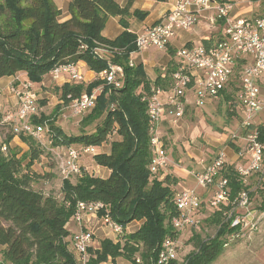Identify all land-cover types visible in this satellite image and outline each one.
<instances>
[{
  "label": "trees",
  "instance_id": "1",
  "mask_svg": "<svg viewBox=\"0 0 264 264\" xmlns=\"http://www.w3.org/2000/svg\"><path fill=\"white\" fill-rule=\"evenodd\" d=\"M132 1L121 5L116 0H71L67 6L70 18L59 21L61 10L53 0H0V78L23 72L28 80L41 82L56 64L76 61H83L96 73L108 68L109 63L120 65L123 70L119 87L100 79L87 84L62 83L57 88L60 103L54 106L53 114L39 121L30 119L31 123L44 122L51 147L96 146L98 150L92 158L110 170L108 176L85 172L74 181L61 180L60 198L45 194L33 187L35 178L29 167L42 156L53 161L50 151L31 135L20 132L17 135L27 150L18 157L10 147L16 136L14 125L0 136V264H80L73 247L74 234L71 236L66 226L80 201L102 202L106 209L98 210V215L107 213L124 230L116 241L103 238L98 246L89 245L86 264H100L108 259L116 264L118 257L129 264H156L165 240L179 239L180 232L171 225V218L177 213L178 179L165 170L152 172L149 168L153 155L150 120L146 103L141 100V94L151 85L167 84L160 77L150 81L141 63L129 64L130 53L136 50L129 19H144L147 15L140 9L130 11ZM109 16L118 17L123 27L113 39L101 34ZM99 49L108 54L103 55ZM169 52L175 54V50ZM99 85L102 90L95 104L81 120L83 127L92 124L91 130L82 127L77 134H66L53 121V115L60 107L68 106L72 98ZM227 113L231 114L229 110ZM7 121L0 114V126ZM259 130L264 139L263 127L259 126ZM2 144L6 151L1 150ZM104 144L108 151L100 149ZM220 174L227 177L229 197L233 198L242 186L239 175L232 164H226ZM261 203L264 208V194ZM227 207L220 203L205 218L216 227L213 235L193 233V249L183 264H212L222 253L226 236L238 230L221 215ZM131 221L141 223L134 231L125 232ZM178 262L176 256L169 264Z\"/></svg>",
  "mask_w": 264,
  "mask_h": 264
},
{
  "label": "built area",
  "instance_id": "2",
  "mask_svg": "<svg viewBox=\"0 0 264 264\" xmlns=\"http://www.w3.org/2000/svg\"><path fill=\"white\" fill-rule=\"evenodd\" d=\"M236 1L256 2L260 12L251 17L234 15L231 11ZM208 10L213 11L208 17L210 23L222 21V37L209 45L202 42L182 45L175 51L178 62L171 72L169 84L166 87L151 85L148 91L141 94L150 120V144L153 155L149 168L156 172L165 170L168 165V155L159 131L162 117L168 112L170 124H177L185 112L188 91L193 94L194 106L201 107L217 99L228 89L229 92H233L231 102L242 113L239 125L248 130L243 135V146L236 152L237 159L244 163L239 161L234 165V169L240 179L248 178L254 173L262 175L264 139L261 138L259 126L264 130V122L256 123L255 119L264 111V97L260 91L261 85L264 84V0H177L175 5L156 21L135 33V51L150 48L167 49L179 29H191L198 22L202 12ZM133 52L129 56L130 65L133 64L131 58ZM47 74L54 80L62 78H67L70 82L84 80L78 61L56 64ZM96 77L106 84L119 87L123 70L120 65L109 63L108 68L96 73ZM33 86L32 81L24 79L7 87L17 98V122L13 129L16 135L20 132L29 134L38 140L45 150H49L55 171L62 178L79 176L85 172L93 175L82 163V156L84 154L93 156L98 150L96 146L71 144L51 147L50 139L47 142L40 140L42 126L30 122V117L36 114L38 109L36 104L38 98L32 90ZM101 90L102 86L99 85L89 93L83 92L72 98L68 104L72 116H81L89 111ZM1 150L6 151L5 144H2ZM225 166L226 154L221 150L203 170L194 172V176L197 186L204 189L212 188L210 201L213 205L217 206L220 203L228 205L223 215L230 219L231 226L238 227L239 230L229 235L234 237L238 236L240 231L252 232L257 229L258 219L249 218L253 211L249 207L250 198L247 191L240 189L233 198L229 197L227 177L220 176ZM201 202V195L196 187L177 192L175 196L177 213L171 218L175 232L200 224ZM100 209H106L102 202L80 201L71 219L81 223L84 212L97 214ZM102 218L118 239L124 232L122 226L111 220L107 213L102 215ZM91 241L92 234L85 227H81L73 236V247L80 264L87 262L86 250L92 245ZM178 241L179 239L165 240L156 264H169L177 256Z\"/></svg>",
  "mask_w": 264,
  "mask_h": 264
},
{
  "label": "rangeland",
  "instance_id": "3",
  "mask_svg": "<svg viewBox=\"0 0 264 264\" xmlns=\"http://www.w3.org/2000/svg\"><path fill=\"white\" fill-rule=\"evenodd\" d=\"M21 79H19V81H21ZM95 79L98 78H93L91 81ZM47 81L48 80L45 81L43 86L40 84V87L37 85L32 88L34 93L40 95L41 98L38 97L39 99H37V113L34 114V116H31L30 119L35 117V119L39 121L44 116L52 115L54 106L58 104L56 103L58 100L57 88L61 85L62 81H60V79L54 80L52 78H49V81ZM89 82L83 83L87 84ZM12 83H16V81ZM260 91L262 97H264V84L261 85ZM6 92L5 97L7 98V104L10 107V114L7 115L10 117L8 118V123L0 126V136L9 132L10 126L17 122V98L8 90ZM226 109V107L225 109L223 108L222 104L219 106L216 104L213 105L212 108L199 111L188 109L184 112L183 117L179 122H177V125L174 124L171 127L170 124L167 123V120H164V123L160 128V135L164 138L165 149L169 159L164 172L170 173L173 178H177L178 180H180L179 176L184 175V179H181V181L184 182L183 185L186 187L191 186L190 188L196 187V190L200 192L202 200L199 209L201 223L194 228H185L180 232L178 241L179 250L177 252V259L180 262H178V264H183L182 260L185 259L187 253L193 249L190 239L194 232H199L202 237H207L213 235L216 230L214 225L205 220V218L208 217L216 207L213 206L209 198L211 190L210 188L204 189L197 186L194 172L200 171L205 164L213 159L221 150H224L225 153L227 152L228 161L234 160L232 165L237 164L239 161L241 162V160L236 159L234 156L237 150L243 146V135L245 132L247 133V131L240 127L239 120L236 116L234 114L229 115ZM88 112L89 111L85 112L81 116H72L73 114H71L69 106L65 105L60 107V109L53 115V121L59 125L66 134H77L84 126L81 120ZM63 115H65V117H62ZM32 124L42 126L43 133L40 140L42 142H47L48 132L47 126L44 122H33ZM91 127L92 124L83 128H85V130H91ZM26 147V143L23 142L22 145L16 144L11 148L13 152L17 153L18 157H21L25 153ZM100 149L108 151L109 147L104 144ZM84 159H86V156H82V161ZM25 162L26 160L24 163ZM53 165V161L45 157L39 162L32 164L29 167V170L33 173L35 178L32 185L34 188L45 194L51 193L57 198H60L61 180L67 179L69 181H74L77 178V175L62 178L57 174ZM52 167H54L52 171H49ZM263 177L264 173L262 175L254 173L248 178L240 179L239 181L242 185L241 189L248 192L250 198L249 207L253 211V213L249 215V218L254 217V219H258L257 229L252 232L240 231V234L234 237H229V235L226 236L224 249L212 264H264V208L261 207L264 194V184L262 183ZM188 180H191L192 185H190ZM183 185L177 184L176 187L182 189ZM224 210L225 209H223V211ZM223 211L221 215L224 220H226L227 218L223 215ZM85 213L89 212H84L83 214ZM101 217L102 216L98 215V218ZM129 223V229L138 226V222L136 223V221H131ZM86 224L88 225V223ZM96 225L97 227L102 225L104 230L101 228L94 229L92 226H88V229L92 234V246H98L100 240L103 238L117 239V236L114 235L113 232H108L105 229L106 223L103 220L101 223L100 221L97 222ZM84 226L83 223H77V221L75 223L73 220L68 224V228L71 230L70 233H72V235ZM125 232H127L126 226ZM69 248H71V245ZM120 258L122 257H118L119 262H124ZM105 262H107V264H114L109 259Z\"/></svg>",
  "mask_w": 264,
  "mask_h": 264
},
{
  "label": "crops",
  "instance_id": "4",
  "mask_svg": "<svg viewBox=\"0 0 264 264\" xmlns=\"http://www.w3.org/2000/svg\"><path fill=\"white\" fill-rule=\"evenodd\" d=\"M53 1L56 4V6L61 10V14L59 16V21H64V20L69 19L70 14L67 11V6H68L69 1H71V0H53ZM116 1L119 4L124 5V4H126V2L128 0H116ZM176 1L177 0H166V1L133 0L132 4L130 6V11H132L134 9H140V10L147 11V15L144 17V19L130 18L129 19V30L131 32H133L134 34L138 31L142 30L146 26H148L151 23H153L154 21H156L166 11L171 9L175 5ZM231 12H232V14L237 15V16H249V17H251V16L259 13L260 8L258 7L256 2L236 1L234 3V5L232 6ZM212 14H213L212 10L203 11L198 22L196 23V25L194 27H192L189 30L179 29L176 32V35L174 36V38L171 40L170 45L165 50L150 48V49H146V50L134 51L131 55L133 63H135V64L141 63V65L143 66V68L147 74V77L150 81H153L157 77H160V79L162 81L165 80L166 84L168 85L169 81H170L171 72L175 69L176 64L178 62L177 56L175 54L171 55L169 51H171V50L176 51L182 45L187 44V43L202 42L205 45H209L211 43H214L220 37H222V35H223V23L220 20H217L215 23H210L208 17ZM122 30H123V27L120 25V23L118 21V17L109 16L106 20V23H105L103 29L101 30V34H102V36H104L106 38L113 39L116 36H118L122 32ZM99 50L102 52V49H99ZM102 54L106 56L108 53L103 50ZM78 64H79L80 70L82 71L83 76H84V80L81 82H89V81L91 82V79L96 78V72L88 69V67L86 66V64L83 61H78ZM167 70H169L168 74L166 73ZM49 78H51V77L48 74L44 75L41 82H39V83L33 82V85H34L33 88L37 85H39V87L41 85L43 86L45 84L46 80L49 81ZM19 79H21V80L27 79L26 74L23 72H18L14 75L3 76L0 78V114H2V117L4 119H7L8 117H10L9 115H7V114H10V112H9L10 107L7 104V98L5 97V95L7 93L6 91L8 90L7 87L10 83L15 82V81L17 82V81H19ZM60 81H62V83L70 82V80H68L67 78H62V79H60ZM229 91L230 90H228V89L225 90L217 99L210 101L201 107H195L194 106L193 94L190 91H188L186 94L187 103L185 106V111L188 109H192L195 111L205 110L208 108H212L213 105L217 104V106H219L222 104L224 109H225V107L227 108L226 111L229 110V112H231V114H234L236 116V118L238 120H240V118L242 116L241 110L239 108H236V106L233 104V102H231L230 99L232 97L233 92L231 93ZM38 97L41 98L40 95H37V98ZM56 103H60L59 97H58V100ZM169 117L170 116H169L168 112L162 117V119L160 120V123H159V131L161 130L160 128H161V125L164 123V120H167V123L170 124ZM255 122L256 123L264 122V111L261 113V115L259 117H257L255 119ZM172 125H174V124H170L171 127H172ZM175 125H177V124H175ZM160 133H161V131H160ZM162 139L164 142V138H162ZM16 144H18V145L23 144V142L20 140L18 135L13 137L12 141L10 142V146L12 147L13 145H16ZM164 145H165V142H164ZM25 149L27 150V147ZM101 150L106 151L104 149H101ZM84 156H86V159H84L82 161V163L92 173H94L93 174L94 176H100V177L108 176V174L110 172L109 169H107L104 166L98 165L93 160L91 155L84 154ZM227 157H228V154H226V161L228 162V164L234 163V160L228 161ZM234 157H236V159H237L236 153H235ZM227 162H226V164H227ZM179 177H180L179 178L180 180L177 181L176 185L177 184L183 185L184 182L181 181V179H184L183 177H185V176L181 175ZM186 179H187V177H186ZM189 183H190V185H192L191 180L189 181ZM190 187L191 186L186 187L183 185L182 189H178V190L180 191V190L190 188ZM72 220L73 219H70L68 221V223L66 224L67 228H68V224ZM102 220H103V218L102 217L98 218L97 214L85 213L82 215L81 223H83L85 225L84 227L87 226L86 227L87 229H88V226H92L94 229L101 228L102 230H104L102 225L100 227H97V225H96L97 222L100 221V223H101ZM73 221L76 223L75 220H73ZM86 223H88V225ZM136 223L139 226L141 221H136ZM129 224L126 225L127 232L134 231L138 227V226H135V227H133V229H129ZM105 229L108 232H111L107 225L105 226ZM68 230L71 231L69 228H68ZM71 236H72V233H71ZM111 239L113 240V238H111ZM113 241H116V239H114ZM120 259H122L124 262H119L118 258H116V260H115L116 264H129L128 261L125 260L124 258H120ZM108 262H110V261H108ZM100 264H107V262H102Z\"/></svg>",
  "mask_w": 264,
  "mask_h": 264
}]
</instances>
